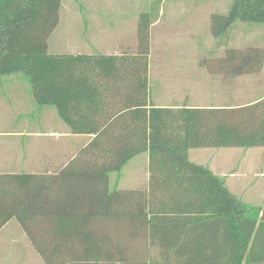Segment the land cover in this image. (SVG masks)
<instances>
[{"label":"trees","instance_id":"obj_1","mask_svg":"<svg viewBox=\"0 0 264 264\" xmlns=\"http://www.w3.org/2000/svg\"><path fill=\"white\" fill-rule=\"evenodd\" d=\"M161 4L153 0L138 14L134 53L73 55L48 52L61 0H0V77L27 76L38 107L54 108L71 134L92 136L59 171L92 172L97 178L91 179L106 191L111 173L119 174L134 157L147 154L151 185L163 190L164 201L172 207L194 205L195 220L210 223V245H202L204 253L196 251L204 255L177 257L175 264H264V210L246 211L221 179L189 160L196 149L264 147V98L236 107H155L149 86L150 27ZM236 22L264 24V0H232L226 13H212L211 37L226 36ZM217 60H205L210 74H257L264 48H226ZM47 178L0 174V230L14 220L33 243L39 234L83 233L85 227L72 220L48 225L46 219L67 217L66 212L73 216L77 211L67 207L75 209L93 195H61ZM137 197L127 192V201L139 202ZM123 200L122 192L113 191L94 195L92 202ZM79 243L91 245L86 238ZM39 254L45 259L42 249Z\"/></svg>","mask_w":264,"mask_h":264},{"label":"rangeland","instance_id":"obj_2","mask_svg":"<svg viewBox=\"0 0 264 264\" xmlns=\"http://www.w3.org/2000/svg\"><path fill=\"white\" fill-rule=\"evenodd\" d=\"M152 1L61 0L59 23L48 38V52L134 53L138 14L147 10ZM231 2L162 0L160 7L164 15L150 27L149 83L156 89L166 86V105L194 95L193 99H199L198 106L236 107L259 97H254L253 92L264 86V65L258 75L211 77L202 61L223 55L226 48H264V31L229 32L240 25L238 22L226 36L216 40L209 29L200 24L204 11L225 10L226 13ZM188 10L197 16L195 25L180 22L188 19ZM205 97L209 101H201ZM58 127L64 124L55 109L37 106L27 76L0 77V174L58 171L65 166L83 147V139L64 137L62 132L68 131ZM189 160L212 171H264V147L196 149L189 152ZM147 167L148 164L140 160L123 171H147ZM9 225L0 234L21 232L16 225Z\"/></svg>","mask_w":264,"mask_h":264},{"label":"crops","instance_id":"obj_3","mask_svg":"<svg viewBox=\"0 0 264 264\" xmlns=\"http://www.w3.org/2000/svg\"><path fill=\"white\" fill-rule=\"evenodd\" d=\"M188 11V19L180 22L181 24L195 25L194 22L197 21V16H195V12L191 14L190 10ZM159 12L161 13L158 14V19L164 15L161 8ZM212 13L224 14L225 10L203 12V16L199 18V21L208 29ZM190 16H193V18L189 19ZM239 23L240 25L236 26L239 29L232 30L231 27V30L228 31H264V24ZM211 57L212 60H216L214 62H217V59L222 58L223 55ZM202 61L205 62V59H202ZM150 68L149 66L151 71ZM219 76L236 77L228 74H211V77ZM161 86V89H156L150 84L151 98L155 107L219 108L214 105L198 106L196 101H199V99L196 97L193 99L194 95L191 98H180L178 102L176 101L172 105H166L164 102L168 100L165 96L167 88ZM208 96L211 97V94ZM253 96L259 97L254 98L255 100L251 103H256L264 98V86L258 87L253 92ZM182 101L183 104H179ZM201 101L205 102L209 99L205 97ZM226 106L231 107L227 104L221 107ZM58 128L70 132L65 124L64 127ZM68 132H62V136L83 139V147L92 139V136L73 135ZM140 160H144L148 164L147 154H140L130 160L127 164V170ZM59 170L4 174H31L46 178L50 177L47 178V181L54 190L60 189L61 195L72 191L84 194L83 199H86L88 195H93L90 201L83 200L75 209L67 207L66 210L68 211H77L73 215L74 217L69 216L70 213L66 212L67 217L50 216L46 219L48 225L62 223L64 220H72L73 224H80L85 227L83 233L78 236L55 232L39 234L35 237L36 243H33L29 236L21 230L18 223L12 220L2 229L10 226L9 224L11 226L14 224L21 232L0 234V264H127V261L140 264H163L164 259H169L170 264H175L174 258L198 256L199 253L196 254L197 250L201 253L205 252L202 246L204 243L210 245L209 243L212 240L210 223H206V225L205 220H195L198 214L194 211L196 209L194 205L172 207L170 203L164 201L163 190L157 185H151L148 169L147 171L111 173L108 176V189L106 191L103 189L102 182L91 179L93 177L97 178V175L92 172L84 171L81 174L71 175L73 171L69 174L68 171ZM209 170L223 181L228 191L237 198L242 208L246 211H261L262 213L264 210V171H212L211 168ZM66 176L71 177L64 180ZM113 191L122 192L124 200L111 203L92 202L94 195L105 192L112 193ZM127 192L137 194L139 202L127 201ZM173 208H181L186 212L172 213L170 209ZM85 238L91 243L90 246L79 243L80 240ZM223 241H225V237H223ZM39 249H42L45 259L41 258ZM207 252L210 253L209 250ZM201 253L199 256L204 255ZM118 259H123V262L118 261Z\"/></svg>","mask_w":264,"mask_h":264}]
</instances>
